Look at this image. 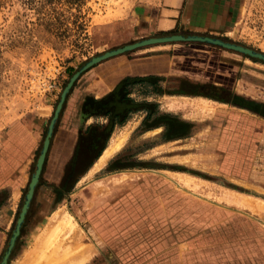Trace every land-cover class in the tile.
I'll list each match as a JSON object with an SVG mask.
<instances>
[{"label":"rangeland","instance_id":"374dc122","mask_svg":"<svg viewBox=\"0 0 264 264\" xmlns=\"http://www.w3.org/2000/svg\"><path fill=\"white\" fill-rule=\"evenodd\" d=\"M236 1L238 17L227 34H191L225 39L264 54V0ZM158 2L83 0L74 6L65 0H0V175L7 170L8 175H4L9 176L0 186L22 178L17 210L69 77L92 57L153 37L144 34V29ZM192 44L264 71V63L244 55ZM157 85L156 79H151L143 95L134 88L129 97V121L96 124V134H92L96 142H82L77 151L75 169L82 171L113 133L125 137L115 153L117 160L109 168L96 172L92 166L66 191L64 201L53 207L52 215L72 217L82 253L55 230L53 237H48L57 225H52L51 215L21 240L7 264H264V211L252 214L237 204L241 198L251 197L264 208V126L258 141L256 125L248 127L243 121H231L232 134L226 132L229 121H162L158 94L168 86ZM195 100L182 98V103H203L205 117L213 115L206 100ZM17 125L25 128L28 136L22 137V145L7 146L9 130ZM15 134L19 136V132ZM140 175L146 185L136 201L147 205L139 212L143 215L136 214L141 229H133L130 235L129 227L135 222L113 221L122 215L114 209L107 214L110 221L96 218V230H102L101 236L100 231L95 235L86 221L93 205L114 197ZM177 180L191 188L190 192L176 187ZM179 229L181 235L190 231L180 236ZM60 239L69 247L48 245Z\"/></svg>","mask_w":264,"mask_h":264},{"label":"crops","instance_id":"0c3cea01","mask_svg":"<svg viewBox=\"0 0 264 264\" xmlns=\"http://www.w3.org/2000/svg\"><path fill=\"white\" fill-rule=\"evenodd\" d=\"M158 1L151 16H148V28L144 29V34L153 37L160 33L171 32L222 37L227 34L238 17L239 7L236 0ZM154 78L158 83L157 86H164V84L168 86L164 87L167 90L163 89L158 94V103L162 108V121L186 122L205 118L211 121H229L230 123L226 126V132L229 134L233 133L229 130V126H232L231 121H243V124L248 127L254 128L256 125L257 139L260 140L262 126H264L262 125L264 122V71L240 64L237 59H226L222 53L200 48L192 43L155 45L142 48L136 54L126 52L106 59L81 73L63 101L54 131L49 138L38 183L34 187L29 203L27 221L18 239L17 248L21 246V240H25L36 225L48 221L47 219L53 214V207L64 201L66 195L59 200L55 199L54 188L58 186L67 163L79 150L81 143L96 142V138L92 135L96 134L94 133L96 124L102 125L106 121H129L127 115L132 110V101L129 99L132 93L130 92L135 88L143 95L148 88L147 83ZM132 83L139 85L127 86ZM171 98H174V103L171 102ZM182 98L206 100L213 109V115L202 117L197 113L194 114L192 110H189L190 106L184 105L185 102L182 103ZM122 108L125 109L124 112ZM9 131L10 139L7 140V146L22 145V137L28 136V131L20 125ZM16 131L19 132L20 141L17 140ZM111 136L94 154L75 183L86 175L92 166L94 167L97 159L109 145V139L113 137ZM115 153L96 172L109 168L117 160ZM4 174L8 175L7 170ZM4 174L0 175L2 176L0 181H6L9 177ZM141 176L143 175H140L139 179L137 177L138 181L126 186L114 197L102 199L93 205L88 212L90 215L85 218L86 221H90L95 235L100 231L98 236H101L102 230L100 227L98 231L96 230V218L110 221L107 214L112 213L114 209L119 211L118 214L122 211V215L113 217V221L135 222L129 227L130 235L133 229L135 231L141 229L140 224H137L139 218L136 214L147 206L136 201L143 195L139 190L146 185L143 182L146 179ZM19 178L18 183L7 182L0 186V191L6 193L0 205V259L20 204L24 185L21 183L22 178ZM121 194H123L122 199L115 201ZM193 198L197 197L193 196ZM189 201L193 202L191 199ZM189 231L190 229L183 234L186 235ZM179 235L182 236L181 229H179Z\"/></svg>","mask_w":264,"mask_h":264},{"label":"water","instance_id":"95a60500","mask_svg":"<svg viewBox=\"0 0 264 264\" xmlns=\"http://www.w3.org/2000/svg\"><path fill=\"white\" fill-rule=\"evenodd\" d=\"M174 43H200L204 45H209L213 47H218L227 51H231L240 55H244L248 58L258 60L262 63H264V54L261 52H256L252 49L229 43L224 42L218 38L209 37V36H199V35H186L183 36L181 34H172L167 36H160V37H149L145 39L138 40L136 42L121 46L119 48H115L112 50H108L100 55H97L95 57H92L87 62H85L76 72H74L68 79L67 83L64 85L63 89L61 90L59 94L58 101L54 107V110L52 112V115L50 117V120L47 125L45 137L42 140L41 148L39 150V153L37 155V158L35 160L34 169L33 172L30 175V179L27 184L26 192L23 196V202L21 204V207L19 209L18 215L15 219L13 229L10 233V236L7 241V245L3 251V254L0 259V264H7L9 255L11 252V249L13 247L14 241L16 237L19 234L20 226L23 222L24 215L26 213V210L29 206L34 187L37 184L38 177L42 168V164L44 161V157L48 148L49 144V138L52 133L53 126L57 120L58 114L61 110L63 101L71 88L74 81L77 79V77L83 73L84 71L88 70L89 68L93 67L94 65L115 57L117 55L134 51L137 49H142L145 47L155 46V45H164V44H174Z\"/></svg>","mask_w":264,"mask_h":264},{"label":"bare ground","instance_id":"6f19581e","mask_svg":"<svg viewBox=\"0 0 264 264\" xmlns=\"http://www.w3.org/2000/svg\"><path fill=\"white\" fill-rule=\"evenodd\" d=\"M184 104H188L193 110L196 111V113L197 112H201L202 116L206 115L205 111L207 110V108L203 105V103L186 102ZM212 113H213V111H212ZM124 141H125V137H123L121 135H118V134L113 135L112 139L109 142V145L104 150V153L96 161V163H95V165L93 167V170L96 171L100 167H102L105 164V161H107L115 152H117L121 148V146L124 143ZM168 179L170 180L171 178H168ZM177 183H178V186H176V185L175 186L179 187V189L186 190V191H189L191 189L190 188L188 190L186 188V184L182 183V181L177 180ZM192 190H193V188H192ZM191 193L195 194L194 192H191ZM241 199L242 200L241 201L239 200L237 204H239L240 206H242V205L245 206L247 209H249V211L252 212V214H260L262 211H264V208L261 207L255 200H253V198H251V197H248V198L243 197ZM217 203H219V202H217ZM71 218L72 217L70 215L64 216L63 218L59 217L57 214L52 215V217H51L52 222H53L52 225L56 224V223H57V225H56V227L54 229L51 228L50 231H49V234L48 233L47 234H48V237H53V235H54L53 230H55V231L63 234L65 236V239L69 240L68 243L73 244V245H77V247H75V248H78L80 250L79 244H82V243H80L81 242L80 241L81 238H79L77 236V234L75 232V228H74L75 225H73V222H72ZM59 235H58V237H59ZM48 245H50L52 247L54 246L55 248H59V249H63V246H65L67 248V245L69 247V244L66 245V242H64V241L61 242V239L59 240V242L57 241L56 243H53V242L51 243V241H49ZM73 250H74V248H73ZM74 251H76V250H74ZM78 253L80 254V252H78ZM81 253H82V251H81ZM79 254L76 253L75 256L77 257Z\"/></svg>","mask_w":264,"mask_h":264},{"label":"trees","instance_id":"16d2710c","mask_svg":"<svg viewBox=\"0 0 264 264\" xmlns=\"http://www.w3.org/2000/svg\"><path fill=\"white\" fill-rule=\"evenodd\" d=\"M47 2H50V0H46ZM66 3L68 5H74V6H78L83 0H65ZM176 33H179L183 36H186V35H192L191 33H184V32H171V33H160L158 34L157 36L155 37H160V36H167V35H172V34H176ZM224 42H227V40L225 39H220ZM251 61L253 62H260L258 60H255V59H251L249 58ZM61 112V110H60ZM59 112V114H60ZM118 114V113H117ZM115 114V116L117 115ZM59 116V115H58ZM58 119V117H57ZM179 124L176 123V126H178ZM54 127H55V124L53 126V129H52V132L54 131ZM50 140V139H49ZM77 159H78V154L77 152L72 156V158L70 159V161L67 163L65 169H64V174L62 176V179L61 181L59 182L58 186L56 188H54V197L55 199L59 200L60 198H63V196L66 194V191H68L70 189V187H72V185H74L76 179L82 174L83 172V169L82 171H76V166H77ZM72 176H75V178L72 179ZM38 183V182H37ZM5 191H0V205L2 204V202L4 201V198H5ZM30 205V204H29ZM29 207L27 208L26 210V213L24 215V219H23V222L20 226V229H19V234L18 236L16 237L15 241H14V244H13V247L11 249V252H10V256H9V259L12 257L15 249L17 248V242H18V239L20 238V236L22 235L23 233V228L26 224V221H27V217H28V214H29ZM19 210V209H18ZM19 212V211H18ZM18 212L16 215H18ZM8 259V261H9Z\"/></svg>","mask_w":264,"mask_h":264}]
</instances>
